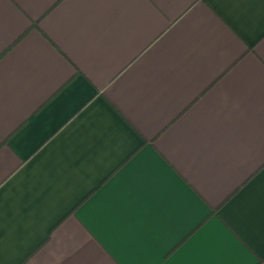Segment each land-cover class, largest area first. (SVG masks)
I'll return each instance as SVG.
<instances>
[{
	"label": "crops",
	"instance_id": "1",
	"mask_svg": "<svg viewBox=\"0 0 264 264\" xmlns=\"http://www.w3.org/2000/svg\"><path fill=\"white\" fill-rule=\"evenodd\" d=\"M0 264H264V0H0Z\"/></svg>",
	"mask_w": 264,
	"mask_h": 264
}]
</instances>
